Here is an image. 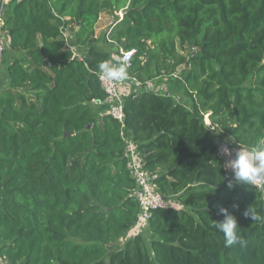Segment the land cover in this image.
I'll return each instance as SVG.
<instances>
[{
    "label": "trees",
    "instance_id": "trees-1",
    "mask_svg": "<svg viewBox=\"0 0 264 264\" xmlns=\"http://www.w3.org/2000/svg\"><path fill=\"white\" fill-rule=\"evenodd\" d=\"M106 11L124 13L105 37L135 51L128 78L146 85L188 65L177 101L145 89L124 106L126 133L173 203L153 211L149 240L133 234L141 226L136 184L97 76V64L112 59L95 34ZM70 25L83 59L62 37ZM5 30L0 257L8 264H264L263 195L254 185L228 187L216 143L218 133L241 147L264 139V0H14ZM178 42L197 51L187 60ZM220 207L237 218L243 245L226 246L213 226L224 219ZM250 207L260 219L244 215Z\"/></svg>",
    "mask_w": 264,
    "mask_h": 264
},
{
    "label": "built area",
    "instance_id": "built-area-1",
    "mask_svg": "<svg viewBox=\"0 0 264 264\" xmlns=\"http://www.w3.org/2000/svg\"><path fill=\"white\" fill-rule=\"evenodd\" d=\"M13 1L14 0H0V69L4 64V57L8 49L9 43V37L5 30L6 10L10 3H12ZM67 29L68 28L61 27L62 37L65 40L67 47L73 52L76 57L83 59L84 54L81 52L80 48L74 43V37L71 33H68ZM134 53L135 51L122 50L120 59H114V61H111L110 63L118 64L124 57H127V64L129 67ZM153 83L154 81L147 83L150 85L149 88H147V84L143 85L133 78H127L124 81L116 82L113 84L101 83L102 88L107 95L104 101V104L107 106V113L110 114L114 119H116L121 125L122 139L125 141V157L127 160V168L136 184L134 196L140 205L141 226L148 225V221L151 218L153 211L170 207L173 205L172 201H169L165 197V195L159 191L157 185L155 184L154 176L145 167L144 156L139 151L136 141L126 133L124 125L125 103L129 99L136 98V96L138 95L137 90L133 87L140 86L147 88V90L155 91V87L156 85H158L156 83L158 82H156L155 84ZM161 87L162 90H168V88H166V86L164 85ZM226 171L227 177H232L231 171ZM254 186H256L258 190L262 193L264 199V182H258ZM0 264L8 263L4 258L0 257Z\"/></svg>",
    "mask_w": 264,
    "mask_h": 264
},
{
    "label": "clouds",
    "instance_id": "clouds-1",
    "mask_svg": "<svg viewBox=\"0 0 264 264\" xmlns=\"http://www.w3.org/2000/svg\"><path fill=\"white\" fill-rule=\"evenodd\" d=\"M128 75L127 57H124L118 64H111L107 60L97 64V76L102 84L124 81ZM221 152L228 157L223 167L230 170L233 177L228 181L229 188L236 185L252 186L258 182H264V139L253 147H238L234 156L227 144L222 146ZM233 207H238V205H233ZM206 209L207 207L204 209L205 212H207ZM219 212L224 219L222 221L213 220V226L223 233L226 246L230 247L237 243L243 245L245 241L239 233L240 226L237 218L226 207H220ZM244 215L254 221L260 219L251 207L245 211Z\"/></svg>",
    "mask_w": 264,
    "mask_h": 264
},
{
    "label": "rangeland",
    "instance_id": "rangeland-1",
    "mask_svg": "<svg viewBox=\"0 0 264 264\" xmlns=\"http://www.w3.org/2000/svg\"><path fill=\"white\" fill-rule=\"evenodd\" d=\"M117 17H119V19H122L123 13L119 12V13H116V15H113L111 12L106 11L101 15L100 20L96 24V27H95L96 36L101 38V41L99 42V44L97 46L101 50H108L111 52V54H112L111 61H114V59L119 60L121 57V51L123 50V44L122 43H118V42L108 40L105 37V34L113 27ZM67 28H68L67 29L68 33L72 34V25L68 26ZM177 46H178L179 53L181 55L185 56L187 58V60L190 58L191 54H193L194 52L197 51L192 46L181 45L180 42L177 43ZM9 56H10V54H9ZM19 58H21L22 60L26 59L24 55H20ZM187 70H188V65L184 64V65H182L176 69V71H175L176 76H173L172 78L168 77V76L160 77L159 78L160 81H158V83H156L157 81H155L153 83V84H155V83L158 84L155 87V91H161L164 93L165 92H172L176 98V101H177L178 98H180L182 96V91H180L181 82L179 80H182L184 78V75L186 74ZM2 71H3V68L0 69V74L2 73ZM163 85L169 87L170 90H162L161 86H163ZM146 86H147V88L150 87L149 84H147ZM133 88L136 89L138 93L147 89V88L140 87V86L139 87H133ZM29 98H30V100L31 99L35 100L37 98V96L34 93H30ZM184 100H185L186 104L189 106V104H190L189 100L187 98ZM205 121H206L207 125H210V121H209L208 117H206ZM216 143L219 147L220 156L224 160V162L228 159V157L226 155L222 154V152H221V148L223 145L227 144V146L231 149L233 154L238 149V147H241L229 135H227V134L224 135L221 133H218L216 135ZM76 160H77V157H73L71 159V163H70L71 169L74 168ZM147 226H141V228H139L138 232L143 234L145 236V238H147V240H149L151 238V234H150ZM124 243H125V241L121 240L118 243H116L115 245H113L112 248H122Z\"/></svg>",
    "mask_w": 264,
    "mask_h": 264
},
{
    "label": "crops",
    "instance_id": "crops-1",
    "mask_svg": "<svg viewBox=\"0 0 264 264\" xmlns=\"http://www.w3.org/2000/svg\"><path fill=\"white\" fill-rule=\"evenodd\" d=\"M44 1H45V0H44ZM8 41H10V39H8ZM80 50H81L82 53L85 52V49H81V48H80ZM11 53H12V54H11ZM13 56H14V52L10 51L9 59H10V58L13 59ZM6 62H7V61H6ZM4 66H5V65H4ZM4 66H3V71H2V73L0 74V91H1L2 89L5 88V86H6V82H7V78H8V75H7V72H6V69H5ZM155 81L158 82V81H160V80H154V82H155ZM166 88H168V90H170L169 87L166 86ZM147 227H148V226H147ZM137 233H140V232H138V230H135L133 234H137Z\"/></svg>",
    "mask_w": 264,
    "mask_h": 264
},
{
    "label": "water",
    "instance_id": "water-1",
    "mask_svg": "<svg viewBox=\"0 0 264 264\" xmlns=\"http://www.w3.org/2000/svg\"><path fill=\"white\" fill-rule=\"evenodd\" d=\"M123 16H124V13H123ZM70 135H71V133H69V132H68V133H66V136H70Z\"/></svg>",
    "mask_w": 264,
    "mask_h": 264
},
{
    "label": "bare ground",
    "instance_id": "bare-ground-1",
    "mask_svg": "<svg viewBox=\"0 0 264 264\" xmlns=\"http://www.w3.org/2000/svg\"><path fill=\"white\" fill-rule=\"evenodd\" d=\"M208 122V121H207Z\"/></svg>",
    "mask_w": 264,
    "mask_h": 264
}]
</instances>
